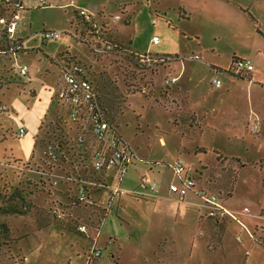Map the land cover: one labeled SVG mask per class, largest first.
Returning <instances> with one entry per match:
<instances>
[{"label":"rangeland","instance_id":"rangeland-1","mask_svg":"<svg viewBox=\"0 0 264 264\" xmlns=\"http://www.w3.org/2000/svg\"><path fill=\"white\" fill-rule=\"evenodd\" d=\"M30 1L37 2V0H24L23 3L26 5ZM87 1L92 9L94 5L100 6L99 12H102L106 18L115 14L119 15V19L112 26L114 34L110 35L120 39L119 33H121L129 41L127 45L131 47L132 50H129L132 52L146 55L152 60L172 56L181 58L183 55L187 57L189 53H197L198 60L191 65L186 63L192 75L190 81L200 80L209 74L207 70H212L203 55L209 47L219 49L218 57L221 60L232 55L230 47L233 41L226 35L225 26L231 20L238 28L240 21L247 18L248 14L243 2L253 1L255 8L253 11L259 15H262L263 11L258 9V6H264V0H223L222 9L210 8L207 3L198 0ZM150 2L155 11L149 10ZM177 4L199 7V11H195L200 13L204 10L206 16H201L203 15L201 13L198 18L191 16L189 22H181L182 19L178 18L181 13L178 12ZM63 14V9L52 7H34L26 10L18 26V33L23 35V48L0 62V107L7 108L5 112H0V264H95L94 260L84 262L85 257L83 259L79 249L78 237L71 233L80 232L77 227L79 221L87 223L96 210L87 212L88 214L84 217L82 212L86 208L79 207L75 209L73 218L64 220H61L64 216L61 218L56 217L55 214V217L53 216L56 209L64 212V209L71 208V199L75 195V191L69 195L70 192H67L69 180L63 177V175H66V178L72 177L73 166L68 165L66 159L59 164L50 163L48 166L49 160L46 156L48 146H56L61 144L62 140H66L62 137L61 128L68 114L67 104L65 101L57 103L56 96L58 87H63L58 71L60 57L71 56L73 61L84 64L86 69L88 67L91 77L97 81L105 99L109 102L107 104H111L112 97L118 98L116 101L119 102H115L117 103L115 113L120 111L129 120L127 125L119 126L120 134L130 145L139 147V154L160 155L161 149L157 141H152V134L157 131H160L168 144L172 146L178 142L177 139H187L186 144L189 148L195 147L197 142L202 141L203 131L201 130H194V134L190 132L194 138L189 139L190 128L187 124H190L191 120L187 119L185 124L179 119L184 112L175 116L174 114L168 116L167 113L161 115L159 109L162 107L163 100L158 97L150 98L152 95L142 90L148 82L157 80V77L155 79L153 76L155 71H150L155 66L147 70L139 68L134 63L135 58L133 57L132 60L129 58L131 54L128 48H125L123 54L111 53L96 56L83 43L66 33L61 34L56 40H44L41 32L45 28L60 25L58 20L61 15L64 17L62 25L66 26V29L71 27V24L73 27L76 25L72 8ZM91 15L96 17L94 13ZM178 20L180 21L177 22ZM127 22L129 23L126 24ZM77 28L78 34L83 32L81 24H78ZM23 29L24 31L21 32ZM68 31V33H74V29ZM153 36L158 39L156 43L152 41ZM65 38L69 40L66 41ZM65 44L68 48L61 49ZM72 52L80 59L76 55L72 56L70 54ZM23 65L27 67V76L19 73V68ZM156 74L162 75V71H157ZM28 76L30 86L26 84ZM152 76L154 79H151ZM192 83L189 82V87ZM161 85L162 89H165L164 84L161 83ZM192 93L197 94L194 91ZM128 108L129 110L126 111ZM174 112L171 111V113ZM171 117L176 120L178 131L183 134L177 133V135L168 130L166 122L167 118ZM147 123L150 124L145 127ZM155 124L160 126L159 130H153ZM18 125L26 126L23 136L17 134V129L23 127ZM234 132L237 131L219 129V132L215 134L205 135L206 144L209 147L212 144L217 149L222 148L225 154L234 153V151L242 152L243 148L238 140L231 146L223 138V135H233ZM254 135L248 132L246 138L251 140ZM54 141L57 143L55 144ZM72 142L67 145L72 148L69 151L71 154L75 153L72 146H76ZM257 145H260V148ZM146 146L150 149L147 150ZM257 150H264V140L260 144L254 143L253 149L249 148L247 157L261 153ZM212 155L214 156V153ZM218 158L221 160V156ZM134 166L129 168L121 185L135 183L138 174ZM210 167L214 174L218 173V170L223 173L218 166ZM115 168V166L110 168L109 175L117 178ZM253 179L258 182L250 181ZM235 186L232 201L236 208H248L252 212L259 206L263 208L252 216L237 212L240 220L249 218L247 226L240 227L238 222L228 224V222L217 223L213 220L200 219L201 230L198 234L199 228H197L198 231L195 234L197 240L190 241V235L194 230L192 225L184 224L181 228L175 224L169 226V222L163 223L157 217H152L155 221L150 223L134 217L127 228L117 219V224H122L119 228L127 232L128 239L122 240L119 247L116 246V252L118 249L121 251V253L117 252L120 259L118 261V257H114L113 262L115 264H160L162 262L165 264H264V173L257 175L249 170L242 172ZM223 199L220 197L219 201ZM139 210L142 214H149L150 211L141 208ZM51 225L55 226L50 228ZM249 227L251 230H257L256 237L260 236L261 243L249 239ZM113 234L111 228L103 234L102 238ZM236 235L240 241L237 240ZM160 243L165 244L160 245ZM157 245H159L158 250L155 249ZM152 247L154 250L150 249ZM106 252L109 253L107 249H103V256L107 257ZM113 262L111 264H114Z\"/></svg>","mask_w":264,"mask_h":264},{"label":"crops","instance_id":"crops-1","mask_svg":"<svg viewBox=\"0 0 264 264\" xmlns=\"http://www.w3.org/2000/svg\"><path fill=\"white\" fill-rule=\"evenodd\" d=\"M46 1L48 3H51V6H44L45 8H60L63 9L64 14L68 11V9L71 10L72 8L75 16L77 14V9L82 8L96 14L99 12L100 7L98 5H94L92 9L91 6L88 5L87 0H53L55 2L51 0ZM198 1H204L209 5L210 8L213 9H222V3H224L223 0ZM37 2L33 3L32 1H30L24 6V9L21 12V20L24 17L26 10H30L34 7L38 8ZM243 4L245 5V8L247 10V18H243L240 21L241 23L238 28L234 26L231 20L228 21L229 24L225 26L226 35H228L230 37V40L233 41L230 47V54L232 55H230L229 58L226 57L227 59L221 60L218 57L219 49L217 47H215V49L209 47L206 52L203 53L204 59L206 60V62H208L207 64L212 69L207 70L210 77H208L207 75L200 80L190 81V79H192V75L189 68H187L186 63H189L191 65L196 60L182 59L170 61L166 62L163 66H155V68H153V70L155 71L153 72V76L155 77V79L157 77V80L148 82L146 85V91L148 94L150 93L149 95H152L150 96V98L155 99L158 97L163 100L162 107L161 109H159L161 115L163 113H167L168 116H171L173 114L175 116L177 114H180V112H184V115L180 116L179 119L182 122L184 121L185 124L186 121L191 120V123L187 124L188 128H190V131L188 133L189 139L194 138V135H191V133L194 134V130H201V132L203 131V134H201L202 141L197 142V145L195 147L189 148L186 144L188 142L187 139H177L178 142L172 146L168 144L166 139L162 136V134H160V131H157L152 134V141H157V144L161 149L160 155L146 156L139 154V147L137 145L132 146L126 140V142L129 144V151L131 154L132 162L126 166L125 170L122 173L118 168H115V170H117V178L109 175L110 168L112 166L104 168L102 171L97 173L99 180H102L107 184V190H99L95 194L99 199V203H97L96 205L80 206L86 208V210L82 212L84 217L86 214H88L87 212L90 213L96 210L94 212L95 217H89L90 220H88L87 223L82 220L79 221L80 223H78L86 225V232L71 233L77 235L78 237V245L80 247L79 249L82 252L83 259L86 255L85 252L95 246L101 250L99 257L94 259L95 264H111L114 257H118L117 260L119 261L120 257L118 256L117 252L121 253V251L120 249H118V251L116 252V246L119 247L122 244V240H126L128 239V237H126L127 232L120 229L122 224H117V219L125 224L127 228L129 227L134 217H139L140 219L145 220L147 223L155 221L152 219V217H157L159 218V220H162L163 223L169 222V226L175 224L176 226H179L181 228L184 227V224H187L188 226L192 225L194 230L192 231L189 240H197V237L195 235L198 231L197 228H199L198 234L201 230L199 220H206L202 217L204 208L200 206V198L196 196L192 191L187 192L185 198L181 201L178 200L174 194H171L169 192L168 186L171 183H175L177 181L176 178L172 175L168 163L175 159H178L182 163L191 166V176H193L197 180L199 186L205 187L206 189L208 188V191L215 193L217 195L218 201L220 197L224 198L223 201H219V203L226 211L233 212L236 215L237 212H239L241 215L252 216L256 215L258 211H261L263 209L262 206H259L253 212L248 208L247 212H243L244 208H236L232 201L233 191L236 187L235 182L240 177V174L242 172L244 173L245 171L249 170L257 175H261L262 173H264V150H257L261 153H258L257 155L251 157H247L249 148L253 149L254 143L259 142L260 144L264 140V6H258V9H261L263 11V14L259 15L258 13H254L255 11H253L255 10V8L253 7V1H244ZM177 6L178 12L181 13L178 15V18L182 19L181 22H189L192 17L198 18V15H201V13L203 14L201 16H206V12L204 10H201L200 13H197L195 11H199V7H190L186 4H177ZM199 6L202 7L200 3ZM150 7H153L151 2ZM156 7L159 8V5L156 4ZM155 10L156 9H154V11ZM69 20H71V18ZM58 21L60 25L51 26L50 28H45V30H65L66 32L64 31V33L72 37V32L68 33V30L71 29V31H73L74 28L76 30L78 29L77 27H75L76 25L73 27V24H71V27L66 29V26L62 25L64 22V17L62 15L59 17ZM179 21L180 20H178L177 22ZM239 28L240 30H238ZM18 29L19 27L16 30L15 36L22 42L23 35L18 33ZM235 29L237 30L235 31ZM23 31L24 29L21 30V32ZM62 37L64 38L66 36ZM65 39L66 41L69 40L68 38ZM229 42L227 44H229ZM236 45L237 47L235 48ZM67 46L68 45L65 44V46L61 47V49H66L68 48ZM70 54H72V56L76 55L73 52ZM194 54L197 55V53L193 52L189 53L187 56ZM76 56L78 57V55ZM232 56H235L238 59L248 60L253 66L252 71L246 73V75H244L243 77L229 75L226 71L231 64ZM60 58L61 59L58 63V71L59 79L61 81V84H63V87L59 86L57 89V103H62L58 98V94L65 87L61 77V68L64 64V57ZM78 58L80 59V57ZM160 70L162 71V75L156 74L157 71L159 72ZM27 75L28 70L25 76ZM153 76L151 77V79L153 78ZM166 76H172L176 78V80L172 84H167V87L164 85V88L166 89H162L161 83H165L164 77ZM215 76H217L221 80L219 87L214 86L211 82V80ZM189 82H193L191 84L192 86L190 85L191 87H189ZM26 84L30 86L29 76L26 79ZM191 90L197 94H193ZM115 95L118 96L117 92H115ZM207 99L209 100L207 101ZM111 110L112 114L114 111H116L114 110V108H112ZM128 110L129 108L126 109V111ZM171 111L175 112L171 113ZM171 118H167L166 123H168V130L171 131V133L175 134L181 133L178 131L179 127L178 125H176V120H174V118ZM115 121H117V129L119 131V126L122 124L127 125L129 120L126 115L122 113V117ZM256 122H258V124L253 130L252 126L256 124ZM149 124L150 123H147L145 127H148ZM18 126L26 127L24 125ZM159 128L160 126H158V124H155L153 130H159ZM80 129L85 131V137L87 138L88 146L93 151L95 144L94 136L90 133L88 128L86 129L85 124H80ZM219 129H222V131L236 130L237 132H234L233 135H223V138L231 146L235 145L236 140H238V143L242 146L243 151H234V153L232 152L225 154L222 148L217 149L212 144L209 147L206 144L205 135L211 133L215 134L219 132ZM248 132H252V134H255L253 139L248 140L246 138ZM257 146L258 148H260V145ZM146 148L147 150L150 149L148 148V146H146ZM212 153H214V156L212 155ZM219 156H221V160H219ZM133 165H135L134 168L138 174L135 183H126L124 185H121L122 179L127 176L129 168L133 167ZM213 165H215V167L218 166L221 170H223V173L219 172L218 170V173L214 174V171L210 170V166ZM142 177L145 178L147 182H156V193H152L147 187V184L144 185L141 183ZM250 181L255 183L258 182V180L256 179ZM68 182L67 192H70L69 195H71V193H74L75 191L76 194L78 186L76 185L75 181L72 180ZM48 185L50 187L49 183ZM114 186H118L120 189L124 190V193L112 194ZM132 190H136L137 192H142L144 194L138 195L135 193H131ZM55 191L58 192L57 190ZM125 191H128V194H126ZM76 208L79 207L71 206V208L64 209L65 215L61 220L73 218ZM139 208L143 210L149 209V214H142ZM90 209L94 210L90 211ZM237 219L240 223L238 221L233 222L235 220H232L228 224L238 222L240 224V227H242V225L247 226V224H249L248 217L242 220L237 217ZM65 223L67 222L65 221ZM52 226L55 225H51L50 228ZM140 226L142 227V225ZM111 228L114 234L112 236L106 235L104 238H102L103 234L107 230L110 231ZM58 229L61 228L58 227ZM256 231V229L251 230L249 227L248 233L253 236V234H256ZM248 237L252 241H256V239L251 238L249 234ZM163 244L165 243H160V245ZM158 246L159 245L155 246V249L158 250ZM103 249H107L109 251V253L106 252L108 255L107 257L103 256ZM150 249L154 250L153 247ZM147 251L145 252V254L147 253ZM84 262L86 261L84 260ZM160 264H165V262H162Z\"/></svg>","mask_w":264,"mask_h":264},{"label":"built area","instance_id":"built-area-1","mask_svg":"<svg viewBox=\"0 0 264 264\" xmlns=\"http://www.w3.org/2000/svg\"><path fill=\"white\" fill-rule=\"evenodd\" d=\"M8 2L9 6L3 14H0V62L13 55L18 51L22 50V42L15 36L16 30L19 26L21 20V12L24 9V0H4ZM46 0H38L37 6L44 7L49 6ZM77 15L81 16L84 21L91 22L93 16L87 10L82 8L77 9ZM119 19V15L115 14L111 20L114 22ZM155 21V20H153ZM75 29V28H74ZM84 32V31H83ZM80 34L77 30L71 33V36L83 43L94 55L103 56L107 54L114 53L116 44L108 40L105 37H93L90 36L91 30L88 32ZM61 34H65L62 30H43L41 32L42 38L44 40H56ZM157 37L153 36L152 41L157 42ZM68 57V56H67ZM66 58V57H64ZM186 60H198V55H190L185 58ZM179 60L178 57H165L161 59L152 60L146 55H140L139 61L144 66L143 68H151L158 64H164L168 61ZM63 66L61 68V77L65 87L59 92V100L65 101L68 108V114L65 118L67 122H77L78 125L85 124L86 129L94 136V149L93 156L91 159V167L94 172H100L104 168L115 166L122 173L126 166L132 162L131 154L129 151V144L120 136L115 128H111L108 122L105 121L103 112L101 110L100 103L98 102L94 86L92 81L87 77L85 68L76 63V61H65L63 60ZM153 68V67H152ZM151 68V69H152ZM252 64L246 59H237L235 62L231 63L228 71L234 76L243 77L246 73L252 71ZM19 73L23 76L27 73L26 66H21L19 68ZM175 78L166 77L165 82H173ZM212 84L216 87L220 86V79L215 76L211 80ZM1 106L0 109H4ZM256 124L252 126L255 129ZM26 132L24 127H19L17 129L18 136H23ZM75 140L78 143L84 142V136L78 133ZM59 145H50L47 149V156L51 161H56L57 159V148ZM168 166L172 172V175L176 178V183H171L168 186V190L171 194H174L178 200H183L187 192L192 191L196 196L200 198V206L204 208L203 216L205 217H215V218H225L229 217L232 220L238 221L237 215L233 212L226 211L220 205L217 195L213 192L208 191L205 187L199 186L197 180L191 176L192 168L190 165L182 163L180 160L175 159L168 163ZM69 181H72V177H65ZM79 182L86 185H96L99 187L102 182L98 180H84L81 179ZM142 184H147V187L152 193H156L157 184L154 181L147 182L145 178H141ZM107 187V185H106ZM128 191H125L127 193ZM124 193V190L120 189L118 186H114L112 194ZM131 193L142 195L144 193L132 190ZM84 188L82 186L77 189L78 200H82L84 197ZM243 212H247V208L243 209ZM56 217L61 218L65 214L60 210H54ZM239 222V221H238ZM240 223V222H239ZM242 225V224H241ZM78 230L80 232H86L87 227L85 224H79ZM250 237L252 235L248 233ZM237 240L240 241L239 237ZM101 250L95 246L90 248L85 255L86 262L92 261L99 257Z\"/></svg>","mask_w":264,"mask_h":264},{"label":"trees","instance_id":"trees-1","mask_svg":"<svg viewBox=\"0 0 264 264\" xmlns=\"http://www.w3.org/2000/svg\"><path fill=\"white\" fill-rule=\"evenodd\" d=\"M8 6H9L8 2H5L4 0H0V14H3L4 11H6L8 9ZM151 9L152 8L150 7L149 10H151ZM152 10L154 11V9H152ZM75 17H76V26L75 27H77L78 24H81V28H83V31H84L83 33L91 30L92 31L91 35L93 37L100 36V37H105L108 40L113 41L116 44V48H115L114 53L123 54L124 51L126 50L125 48H128V50L131 49V47L129 45H127L129 41L126 38H124L121 33H119L120 39L116 38L115 36H114L115 38L113 36L111 37V35L114 34V32L112 30V26H113V23L115 21L113 22L111 20V18L113 16H108L106 18V17H104L102 12H98V13H96V17L93 18V20L91 22H87V21L85 22L84 19L81 16H78L77 14ZM128 23L129 22H127L126 24H128ZM131 50H129V53L131 54V56H129V58H131V60H132L134 57L135 58L134 63L139 68H143L144 66L139 61L140 55L137 54L136 52H132ZM107 55H109V54H107ZM175 57H177V56H175ZM185 58H186V56L185 57L183 56V57L179 58V60H182ZM237 59L238 58H236L235 56H232L231 57V63L235 62ZM64 60L66 62L69 60L73 61L71 59V56L64 58ZM74 61H76V60H74ZM168 62H170V61H168ZM76 63L81 64L79 61H76ZM81 65L85 68L84 64H81ZM163 65H165V63L164 64H158L156 66L158 67V66H163ZM152 71H153V68H152ZM85 72H86L87 77H89V79L93 83L95 95H96L98 102L100 103L99 105L101 106V110L103 112V116H104L105 121L108 122V124H109V126H111V128L113 127L118 131L117 124H116L117 121H115V120L122 117V114L120 113V111H118L117 114L115 113V111L113 112V114L111 113L112 108H114V110H116L115 107H117V103L119 102V101H116V100H118V98L116 96H115L116 99L112 97V100H110L111 104H107L109 102H107V100L105 99L104 94L102 93L97 81H95L93 79V77H91V74L89 73L88 67H87V69L85 68ZM226 72L229 75L234 76L228 70ZM166 77H168V76H166ZM166 77H164V82H165ZM169 77H172V76H169ZM175 80H176V78H175ZM175 80L173 82H168V83L165 82L164 85L167 87V84H172L175 82ZM142 90L144 93H146L147 92L146 91L147 86H143ZM115 102H117V103H115ZM5 111H6V108L0 110V112H5ZM61 130L63 133L62 137H65L66 140H62L61 144H57V145H59L58 146L59 150L58 149L56 150V152H57L56 161H51L49 159V157L46 155L47 159L49 160L47 165L49 166L50 163H53V164L58 163L59 164V162H62L63 159L68 160V165L73 166L71 168L72 169V175H73L72 180L75 181V183L78 187L82 186L84 188V193H85L83 199L78 200L77 192H76L74 197H72V199H71L72 206L80 207V206L96 205L97 203H99V199L96 197L95 194L99 190H105L106 191L107 190V187H106L107 184L104 181L99 180V178L97 176V173H99V172L96 173L92 170L91 159L93 156V151L88 146V141H87V138L85 137V131L80 129V126L78 125L77 122H67V121H65L64 123L62 122ZM78 133H81L84 136V142L83 143H78L75 140ZM118 133L120 134L119 131H118ZM56 136H58V133H56ZM120 136H121V134H120ZM123 139L126 141L125 138H123ZM66 141H68L67 144H66ZM69 142H72L74 145H76V146H72V147H74L73 151H75V153H73L74 155L69 152L70 150H72L71 147L67 146V145H69ZM54 143L56 144L57 142L54 141ZM63 176L66 177V175H63ZM81 179H84V180H88V179L97 180L98 179L99 182H102V185L99 187H96V185H91L88 183L86 185H84L81 182H79ZM53 216L55 217L54 213H53ZM202 217L205 218L206 220H213L214 222H217V223H227V222L229 223L230 221H232V219H230L229 217H225V218L221 219V218H215V217H206V216L204 217L203 214H202ZM61 219H63V218H61ZM255 235L256 234H253V236L251 238L256 237ZM259 237L260 236L256 237L257 242H260Z\"/></svg>","mask_w":264,"mask_h":264}]
</instances>
